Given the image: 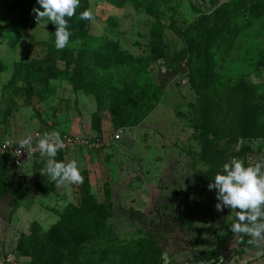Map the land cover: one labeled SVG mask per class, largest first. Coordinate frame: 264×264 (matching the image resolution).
<instances>
[{
	"label": "rangeland",
	"instance_id": "obj_1",
	"mask_svg": "<svg viewBox=\"0 0 264 264\" xmlns=\"http://www.w3.org/2000/svg\"><path fill=\"white\" fill-rule=\"evenodd\" d=\"M34 7L0 0V142L74 137L56 159L84 180L57 186L41 154L22 170L0 162V192L26 188L17 204L0 198V264H213L237 251L235 211H217L208 186L232 157L264 160V3L80 0L62 50Z\"/></svg>",
	"mask_w": 264,
	"mask_h": 264
},
{
	"label": "clouds",
	"instance_id": "obj_2",
	"mask_svg": "<svg viewBox=\"0 0 264 264\" xmlns=\"http://www.w3.org/2000/svg\"><path fill=\"white\" fill-rule=\"evenodd\" d=\"M38 7L32 9L37 19H47L56 26L55 47L62 50L69 45L73 35L69 20L76 16L80 0H36ZM80 20L93 19L90 9L79 14ZM32 137L20 141L25 148L32 142ZM65 147V142L58 131L44 132L39 135L36 148L42 157L47 158L46 174L57 186L83 183L80 167L76 160L65 163L56 159L58 152ZM209 190H216L217 211L230 208L235 211V222L231 232L243 242V236L251 239L249 243L264 240V160L255 164H245L239 158L232 157L222 170L217 172Z\"/></svg>",
	"mask_w": 264,
	"mask_h": 264
},
{
	"label": "built area",
	"instance_id": "obj_3",
	"mask_svg": "<svg viewBox=\"0 0 264 264\" xmlns=\"http://www.w3.org/2000/svg\"><path fill=\"white\" fill-rule=\"evenodd\" d=\"M257 1V0H253ZM41 133H37L34 137V143L27 145L25 148L15 145L13 141H5L0 144V156L7 161L8 165L12 168L19 169L23 166V163L27 157L33 156L35 154H40V151L36 148L37 140ZM65 142V147L60 151H66L78 144L79 140L74 137H64L62 138ZM8 261H12L9 258Z\"/></svg>",
	"mask_w": 264,
	"mask_h": 264
},
{
	"label": "trees",
	"instance_id": "obj_4",
	"mask_svg": "<svg viewBox=\"0 0 264 264\" xmlns=\"http://www.w3.org/2000/svg\"><path fill=\"white\" fill-rule=\"evenodd\" d=\"M243 1H248L251 2L253 4H260V3H264V0H257V1H253V0H241V2ZM240 3V2H239ZM203 88V87H201ZM201 94V97L203 96V91L199 92ZM44 132H41V135ZM62 152V151H59ZM0 162L3 163L6 167L12 168L11 166L8 165L7 161H5L2 157H0ZM26 194V188H25V184L17 179H13L11 181V184L4 189L3 191L0 192V198L4 197V196H11V202L13 204H17L22 198H24ZM188 209V208H187ZM189 224L191 226L194 225V216L193 214H190V222ZM251 238L248 236L243 237V242H239V249L237 250V254H242L245 252L246 248L250 247L253 243H249V240ZM218 257V254L216 255ZM216 257V258H217Z\"/></svg>",
	"mask_w": 264,
	"mask_h": 264
},
{
	"label": "crops",
	"instance_id": "obj_5",
	"mask_svg": "<svg viewBox=\"0 0 264 264\" xmlns=\"http://www.w3.org/2000/svg\"><path fill=\"white\" fill-rule=\"evenodd\" d=\"M5 141H8V140H3L0 142V144H2ZM20 141L22 140L13 139V142L17 146H20L19 145ZM34 141L35 140L33 137L31 144L34 143ZM27 160L29 159L28 158L25 159L23 166L19 168L20 170H22L25 167ZM253 244L250 247L246 248L245 252L242 254H237L236 250L232 253L229 252V254L226 253L225 255H223L224 256L223 264H264V250L262 249L261 251H258L256 253ZM224 251H227V250H224Z\"/></svg>",
	"mask_w": 264,
	"mask_h": 264
},
{
	"label": "water",
	"instance_id": "obj_6",
	"mask_svg": "<svg viewBox=\"0 0 264 264\" xmlns=\"http://www.w3.org/2000/svg\"><path fill=\"white\" fill-rule=\"evenodd\" d=\"M223 257H224V256H222L221 258H223ZM221 258L218 259V260H217L216 262H214L213 264H222V262H223L222 260H223L224 258H223V259H221Z\"/></svg>",
	"mask_w": 264,
	"mask_h": 264
}]
</instances>
